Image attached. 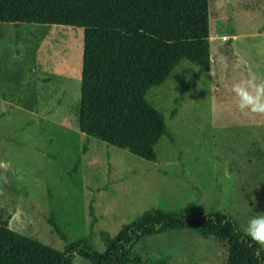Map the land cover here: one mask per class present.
<instances>
[{
    "label": "rangeland",
    "instance_id": "1",
    "mask_svg": "<svg viewBox=\"0 0 264 264\" xmlns=\"http://www.w3.org/2000/svg\"><path fill=\"white\" fill-rule=\"evenodd\" d=\"M208 11L210 68L181 58L146 92L172 134L156 160L78 129L81 26L0 21V216L11 228L63 248L53 213L70 239L103 251L105 236L151 206L193 202L244 232L264 214V114L240 112L232 91L264 81V0H208ZM134 249L169 264H242L225 239L193 228L145 235ZM74 264L92 262L77 254Z\"/></svg>",
    "mask_w": 264,
    "mask_h": 264
},
{
    "label": "trees",
    "instance_id": "2",
    "mask_svg": "<svg viewBox=\"0 0 264 264\" xmlns=\"http://www.w3.org/2000/svg\"><path fill=\"white\" fill-rule=\"evenodd\" d=\"M0 21L81 26L78 129L149 160H156L162 135L172 134L146 92L181 58L198 70L211 65L208 0H0ZM48 221L64 239L63 248L11 228L0 216V264H74L77 254L92 264H169V255L143 256L134 244L145 235L177 228L225 239L242 264H264V252L253 254L258 246L231 216L196 209L193 202L179 209L142 210L114 236L104 237L103 251L84 236L70 239L53 213ZM93 224L94 217L90 230Z\"/></svg>",
    "mask_w": 264,
    "mask_h": 264
},
{
    "label": "clouds",
    "instance_id": "3",
    "mask_svg": "<svg viewBox=\"0 0 264 264\" xmlns=\"http://www.w3.org/2000/svg\"><path fill=\"white\" fill-rule=\"evenodd\" d=\"M232 91L239 98L240 112L264 114V81L257 83L255 79H249L234 83ZM245 235L258 246L253 254L260 256L264 252V214L255 215L248 220Z\"/></svg>",
    "mask_w": 264,
    "mask_h": 264
}]
</instances>
